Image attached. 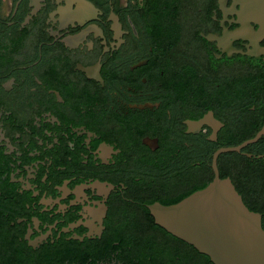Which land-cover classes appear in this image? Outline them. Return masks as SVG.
Wrapping results in <instances>:
<instances>
[{
	"label": "flooded vegetation",
	"instance_id": "obj_1",
	"mask_svg": "<svg viewBox=\"0 0 264 264\" xmlns=\"http://www.w3.org/2000/svg\"><path fill=\"white\" fill-rule=\"evenodd\" d=\"M237 0H0V264H215L156 223L230 178L264 222V39Z\"/></svg>",
	"mask_w": 264,
	"mask_h": 264
},
{
	"label": "water",
	"instance_id": "obj_2",
	"mask_svg": "<svg viewBox=\"0 0 264 264\" xmlns=\"http://www.w3.org/2000/svg\"><path fill=\"white\" fill-rule=\"evenodd\" d=\"M240 17L258 24L264 39V0H237ZM264 129L246 144L256 142ZM239 148H222L214 155V180L179 203L150 206L156 223L194 245L215 264H264L262 214L250 210L230 178H221L219 155Z\"/></svg>",
	"mask_w": 264,
	"mask_h": 264
},
{
	"label": "trees",
	"instance_id": "obj_3",
	"mask_svg": "<svg viewBox=\"0 0 264 264\" xmlns=\"http://www.w3.org/2000/svg\"><path fill=\"white\" fill-rule=\"evenodd\" d=\"M263 227H264V222H263Z\"/></svg>",
	"mask_w": 264,
	"mask_h": 264
}]
</instances>
